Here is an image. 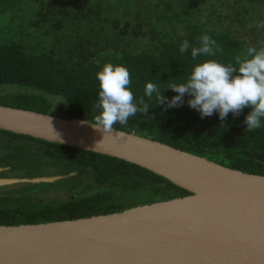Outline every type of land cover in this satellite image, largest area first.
Wrapping results in <instances>:
<instances>
[{"label":"trees","instance_id":"trees-1","mask_svg":"<svg viewBox=\"0 0 264 264\" xmlns=\"http://www.w3.org/2000/svg\"><path fill=\"white\" fill-rule=\"evenodd\" d=\"M222 1L0 0V87L19 89L0 92V104L49 113L54 104L48 96L59 95L63 97L57 104L61 117L91 121L97 100L95 72L100 66L106 62L125 66L130 73L129 87L138 101L145 82L156 83L160 88L169 82H182L193 61L188 53L180 54L178 46L185 39L195 46L205 33L219 48L212 58L232 63L246 46L261 45L239 40L220 28L215 12L221 10ZM146 4L153 9L148 13V22H144L138 6L145 8ZM164 19L169 24L183 25L182 32L175 33L172 28L158 36L151 28L146 36L140 30L145 23L155 27ZM162 95L170 99L175 93L164 89ZM187 98L186 95L185 102L173 108H166L163 103L154 105V100L144 98L149 109L130 117L127 125L113 127L134 131L231 168L264 174V127L253 132L244 129L248 107L237 115L229 113L224 120L218 119L215 112L201 118L188 107ZM15 135L34 141V146L39 147L36 152L59 167L56 173L85 172L86 186L81 191L74 190L73 198L66 201L32 202L28 198L24 208L0 207V224L121 211L140 204L136 199L142 193L148 195L146 203L188 194L165 178L119 158ZM60 183L76 188L81 180L72 177ZM91 185L99 191L92 192Z\"/></svg>","mask_w":264,"mask_h":264},{"label":"water","instance_id":"water-1","mask_svg":"<svg viewBox=\"0 0 264 264\" xmlns=\"http://www.w3.org/2000/svg\"><path fill=\"white\" fill-rule=\"evenodd\" d=\"M86 120L0 104L1 130L119 158L188 194L80 218L0 224V264H264V174L134 131L104 133ZM76 173L0 184H54Z\"/></svg>","mask_w":264,"mask_h":264},{"label":"clouds","instance_id":"clouds-1","mask_svg":"<svg viewBox=\"0 0 264 264\" xmlns=\"http://www.w3.org/2000/svg\"><path fill=\"white\" fill-rule=\"evenodd\" d=\"M180 54L188 53L193 63L182 82H169L160 88L156 83L145 82L143 95L134 100L130 86V73L120 64L106 62L95 72L97 100L93 105L95 114L91 124L96 130L110 132L113 125H127L129 118L149 109L144 98L154 105L163 103L173 108L185 102L201 118L214 112L224 120L229 113L239 114L248 107L244 117V129L253 132L264 127V46H246L243 54L232 63L213 59L219 48L208 34H201L195 46L183 40L178 46ZM204 57V59H200ZM171 89L175 95L170 99L162 90Z\"/></svg>","mask_w":264,"mask_h":264},{"label":"flooded vegetation","instance_id":"flooded-vegetation-1","mask_svg":"<svg viewBox=\"0 0 264 264\" xmlns=\"http://www.w3.org/2000/svg\"><path fill=\"white\" fill-rule=\"evenodd\" d=\"M138 6L140 11L142 9L144 22H148L146 19H151L148 17V13L153 10L152 7L148 4L145 5V8ZM220 8L221 10L215 13L219 16L218 23L221 29L239 40L264 45V0H223ZM238 8L242 10H236ZM115 14L114 12L112 15ZM154 14L158 13L155 12ZM168 20L169 22L172 21L171 19ZM145 25L140 27V30L146 36L151 28H154L155 35L163 36L172 28L175 29V33H181L180 27L183 26L180 23H176L177 26L173 22L169 24L166 19L160 21L155 27L148 26L146 23ZM38 148V145L34 146V141L31 139L18 137L15 133L0 132V179L36 178L65 173H56L55 163L50 162V158L46 155L37 153ZM74 176L76 179L81 177L79 179L81 183L76 188L67 184L61 185L59 184L60 181L54 184L33 181H13L8 184H0V207L24 208L28 198H32L30 199L32 202H60L72 199V192L77 189L83 190L87 180L85 172L82 174L77 172ZM24 184L28 188H24ZM91 189L92 192L99 191L95 185H91Z\"/></svg>","mask_w":264,"mask_h":264},{"label":"rangeland","instance_id":"rangeland-1","mask_svg":"<svg viewBox=\"0 0 264 264\" xmlns=\"http://www.w3.org/2000/svg\"><path fill=\"white\" fill-rule=\"evenodd\" d=\"M19 89H16L15 87H7V86H3V87H0V92H3V93H12V92H15V91H18ZM51 100V102H53V106L50 108L49 110V113L51 115H56V116H60V112L58 111L57 109V104L61 103V101H63V97L62 96H48ZM42 167V166H41ZM56 167V170L57 171H60V169H58L59 167L58 166H55ZM81 177H79L77 180H79ZM27 183V182H25ZM59 184H64V183H59ZM24 188H28L27 185H23ZM79 191V189H77ZM80 195V194H79ZM148 200V195L142 193L137 199H136V202L140 203L139 205L141 204H145L146 201Z\"/></svg>","mask_w":264,"mask_h":264}]
</instances>
